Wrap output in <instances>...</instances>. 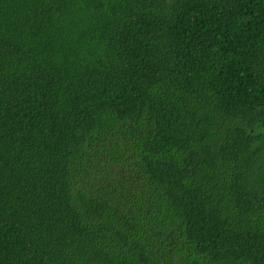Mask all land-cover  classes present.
<instances>
[{
    "label": "trees",
    "instance_id": "1",
    "mask_svg": "<svg viewBox=\"0 0 264 264\" xmlns=\"http://www.w3.org/2000/svg\"><path fill=\"white\" fill-rule=\"evenodd\" d=\"M0 264H264V0H0Z\"/></svg>",
    "mask_w": 264,
    "mask_h": 264
}]
</instances>
